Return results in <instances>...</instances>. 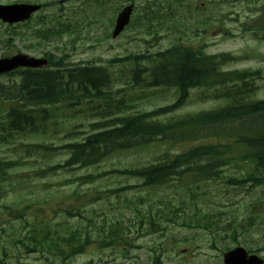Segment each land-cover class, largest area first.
I'll use <instances>...</instances> for the list:
<instances>
[{
  "label": "rangeland",
  "instance_id": "rangeland-1",
  "mask_svg": "<svg viewBox=\"0 0 264 264\" xmlns=\"http://www.w3.org/2000/svg\"><path fill=\"white\" fill-rule=\"evenodd\" d=\"M16 1L0 0V3ZM50 1L60 4L37 14L29 23L7 30L5 24H0V57L18 52L35 57H44L49 52L59 56L60 53L53 41L36 38L32 26L35 28L46 26L47 24L40 22L39 17L51 16L58 6H62L66 12L65 19L71 22L73 30L84 31L79 34L81 38L75 39L73 43V38L68 37H73L75 33L64 37L63 41L68 48L65 51L69 53L70 61L73 63L96 61L100 65H107L105 71L111 77V84L108 87L109 98L93 101L91 103V106L95 107L93 109L85 103L74 108L63 105L45 106L48 115L46 120L43 123L35 121V127L44 132L38 134L14 132L13 137L6 134L8 140L0 143V157L18 161L21 165L8 170L7 178L0 181V256H4L3 258L10 264H154L157 259L160 264H223L222 255L225 248L242 245L264 259V223L260 225L252 220L253 216L264 212V186L240 189L225 187L218 181H211L200 184L196 189L197 194L191 197L188 193L184 196L178 185H174L157 188L155 194L146 201L148 196L140 188L121 191L119 195L108 192L120 186L138 184L140 181L136 178L109 174L86 185L75 181L77 177L88 173L97 174L112 168H133L146 164L162 154L165 151L164 146L119 152L96 166L57 170L44 176L36 175L46 166L63 163L69 155L61 149L27 152L25 144L45 143L58 146L83 139L90 131L89 123L99 120L106 111L107 113L114 111L118 100H122V104L119 105L121 109L128 112L132 111L129 105L135 107L134 111L151 110L170 103L176 96L174 89L166 87H134L130 83V65L116 63L112 66L107 63L109 60L132 53L163 50L173 42L170 30L157 35L161 39H156L155 44L150 34L143 35V30L138 31L136 19L147 0H135L138 8L133 22L116 39L106 38L105 30L101 28L98 30L102 19L97 16L95 9L85 6V0ZM125 1L127 0H118V3L125 4ZM210 2H213L212 5H209ZM190 3L194 8H199L196 12L198 20L206 18L211 24L202 38L189 34L188 39L182 37L184 43H191L194 46L200 44L210 55L224 52L245 56L240 61L226 65L225 68L228 69H264V37L258 40L251 32L241 30L243 21L250 22L251 18L260 14L261 10L255 12L254 8L256 6L261 8L264 0H220V4L217 0H193ZM81 6L86 8L83 10ZM189 6L185 0L184 8ZM99 9L105 14L104 6H99ZM196 16L192 15L188 22L195 21ZM104 26L107 29L105 24ZM204 28L206 26H202V29ZM18 80L19 78L13 75H0V121H5V111L9 107L8 91L15 89L14 84ZM256 85L258 88L254 97L264 98V77L257 80ZM200 94L199 89L192 90L184 107L172 116L209 110L223 103L210 98L202 99ZM121 109L119 108L118 112L123 114ZM165 117L169 115L162 118ZM74 131L75 133H70ZM248 167L247 163L244 166L240 165L239 168L231 165L226 172L239 175ZM66 181L72 182L67 184ZM137 196H146L143 203H137V206H147L148 202L152 201L155 209L170 214L172 218L173 210H166L161 204L165 198L170 200L180 213L174 222L162 223L158 231L146 233L148 221L136 217L134 206L124 202L125 199L137 202ZM182 198L183 205L179 204ZM63 208L73 214L66 213ZM7 210H24L23 216L29 222L34 216L49 219L55 229H64L60 233H65V229L74 226L83 227L88 231L93 243L85 252L69 259L65 258L63 261L60 257L52 255L46 257L47 255L37 252L25 253L21 245L9 237L20 233L22 219L11 217ZM152 210L154 215V209ZM183 211L186 212L185 216L182 214ZM77 213L84 218L77 216ZM240 213V217L234 220L236 214ZM219 215V226L224 227L225 231L217 237H213L206 228L185 227L179 223L182 220L198 221L199 224L210 227L212 223L210 220H215ZM162 221L165 220L158 221V224ZM230 221H234L235 224L254 223L249 226L250 232L238 238L241 244H236L230 237L228 225ZM113 225L124 227V233L117 242L100 245L101 239H97L96 235L98 228ZM2 247H5L6 255H3Z\"/></svg>",
  "mask_w": 264,
  "mask_h": 264
},
{
  "label": "trees",
  "instance_id": "trees-1",
  "mask_svg": "<svg viewBox=\"0 0 264 264\" xmlns=\"http://www.w3.org/2000/svg\"><path fill=\"white\" fill-rule=\"evenodd\" d=\"M261 17H264V12ZM253 23L252 28L264 31L261 18ZM183 26L182 24L180 28H172L180 32L179 29ZM65 57L66 55L59 58L49 55L46 68L23 69L11 73L18 74L21 80L15 84L14 91H8L7 99L10 105L5 113V121H0V132L3 133L0 135V141L8 140L6 134L13 137L14 132L25 134L33 131L34 119L31 111L33 113L34 110H30L32 107L56 104L74 106L81 104L86 98L105 96L103 90L109 82V76L104 68L82 63L70 66L64 63ZM235 59L237 58L224 53L206 56L196 47L178 41L163 51L132 53L116 59L115 61L132 65L131 79L134 87L174 86L179 91L178 98L171 104L150 111H133L124 116L104 115L102 121L91 124L92 133L82 141L61 146L59 149L70 151V157L62 166L50 167L48 171L64 166H88L117 152L142 149L151 145L165 148L160 156L155 157V163L113 171L140 179V186L147 188V201L157 191L154 188L167 187L173 179L183 180L182 186L174 185L179 186L184 196L188 193L191 197L197 194L196 189L200 184L211 181L240 189L264 186V98L254 97L257 90L255 81L263 77L264 70L222 68ZM201 87L203 96L224 99V105L213 110L160 119L162 115L172 114L182 107L190 89ZM33 147L35 150H52L51 147L43 145ZM245 163L249 167L238 176L226 172L231 165L239 168L238 165L244 166ZM16 164L17 162L11 160L0 159V174H4ZM81 181H86V178H81ZM135 187L137 185L120 190ZM145 197L137 196V202L132 200L130 203L134 205L136 217L148 221L146 233H154L159 230V224L174 222L177 219L180 210L165 198L161 204L166 210H173L172 218L170 214L155 209L152 201L147 206H137V203H143ZM183 200L180 199L179 204L183 205ZM23 211L8 212L16 219H22L19 238L16 241L25 253L36 250L41 254L60 256L63 261L85 252L92 243L88 231L83 227L67 228L65 233H60L64 229H55L49 219L38 218L36 221L34 218L29 222L23 216ZM182 214L185 216L186 212L183 211ZM220 215L215 220H210V227L201 225L198 221L179 223L191 228L202 226L213 237H217L225 231L224 227L219 226ZM240 215L241 213L236 214L233 219L237 220ZM160 220L165 221L158 224ZM252 220L260 225L264 223V212L256 214ZM228 225L230 237L237 244L238 238L250 232L249 226L254 223L247 225L230 221ZM121 229L122 227L116 225L101 226L96 235L99 237L107 234L114 240ZM2 251L3 255H6L5 247ZM3 257L0 256V264H9Z\"/></svg>",
  "mask_w": 264,
  "mask_h": 264
},
{
  "label": "water",
  "instance_id": "water-1",
  "mask_svg": "<svg viewBox=\"0 0 264 264\" xmlns=\"http://www.w3.org/2000/svg\"><path fill=\"white\" fill-rule=\"evenodd\" d=\"M37 7L23 4L0 5V18L8 22L19 21L29 17L30 13ZM130 10L131 7H127L118 15L113 36H116L128 22ZM44 63H46L44 59H35L24 54H17L0 59V73L10 71L19 66L38 67ZM262 262L255 255L248 256L242 247H237L224 254L225 264H262Z\"/></svg>",
  "mask_w": 264,
  "mask_h": 264
}]
</instances>
